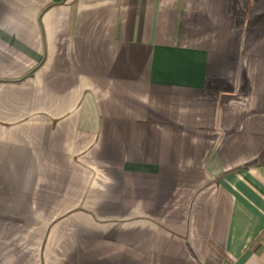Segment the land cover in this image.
<instances>
[{"label": "crops", "instance_id": "0c3cea01", "mask_svg": "<svg viewBox=\"0 0 264 264\" xmlns=\"http://www.w3.org/2000/svg\"><path fill=\"white\" fill-rule=\"evenodd\" d=\"M0 264H264V0H0Z\"/></svg>", "mask_w": 264, "mask_h": 264}]
</instances>
